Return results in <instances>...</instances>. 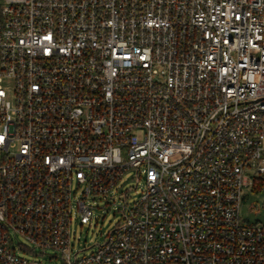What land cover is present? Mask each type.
I'll return each instance as SVG.
<instances>
[{
  "label": "built area",
  "instance_id": "built-area-1",
  "mask_svg": "<svg viewBox=\"0 0 264 264\" xmlns=\"http://www.w3.org/2000/svg\"><path fill=\"white\" fill-rule=\"evenodd\" d=\"M259 175L264 0H0V264H264Z\"/></svg>",
  "mask_w": 264,
  "mask_h": 264
},
{
  "label": "rangeland",
  "instance_id": "rangeland-1",
  "mask_svg": "<svg viewBox=\"0 0 264 264\" xmlns=\"http://www.w3.org/2000/svg\"><path fill=\"white\" fill-rule=\"evenodd\" d=\"M129 185H134V181H128L127 186ZM244 197L245 200L241 206L243 221L248 224L264 225V175L257 176L256 186L244 189ZM94 214L98 215L99 218L91 226H81L78 223L74 225L76 238L80 237L79 245L86 246L88 250H91L94 244L102 239V234L116 222L111 212L103 213L101 209H96ZM38 259L42 264H62L58 258L50 260L43 256H38Z\"/></svg>",
  "mask_w": 264,
  "mask_h": 264
}]
</instances>
